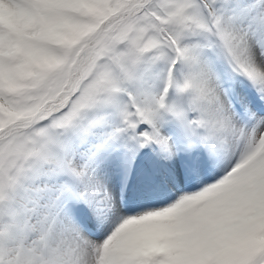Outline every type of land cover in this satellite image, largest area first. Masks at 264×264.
<instances>
[{
	"label": "snow or ice",
	"instance_id": "1",
	"mask_svg": "<svg viewBox=\"0 0 264 264\" xmlns=\"http://www.w3.org/2000/svg\"><path fill=\"white\" fill-rule=\"evenodd\" d=\"M0 264H264V0H0Z\"/></svg>",
	"mask_w": 264,
	"mask_h": 264
}]
</instances>
